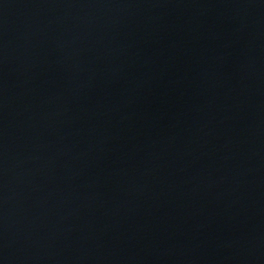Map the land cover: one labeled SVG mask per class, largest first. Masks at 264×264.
Listing matches in <instances>:
<instances>
[{
  "label": "water",
  "instance_id": "1",
  "mask_svg": "<svg viewBox=\"0 0 264 264\" xmlns=\"http://www.w3.org/2000/svg\"><path fill=\"white\" fill-rule=\"evenodd\" d=\"M0 264H264V0H0Z\"/></svg>",
  "mask_w": 264,
  "mask_h": 264
}]
</instances>
